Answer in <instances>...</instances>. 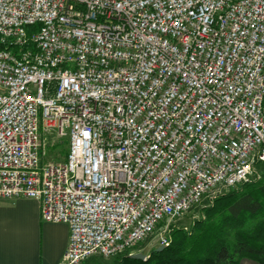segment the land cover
I'll return each instance as SVG.
<instances>
[{
  "label": "built area",
  "instance_id": "2783aa9c",
  "mask_svg": "<svg viewBox=\"0 0 264 264\" xmlns=\"http://www.w3.org/2000/svg\"><path fill=\"white\" fill-rule=\"evenodd\" d=\"M0 32V199L69 227L60 264L131 256L264 174V0H0Z\"/></svg>",
  "mask_w": 264,
  "mask_h": 264
},
{
  "label": "trees",
  "instance_id": "16d2710c",
  "mask_svg": "<svg viewBox=\"0 0 264 264\" xmlns=\"http://www.w3.org/2000/svg\"><path fill=\"white\" fill-rule=\"evenodd\" d=\"M201 211L189 230L172 229L162 251L152 249L145 260L123 253L112 264H239L245 259L264 264V174Z\"/></svg>",
  "mask_w": 264,
  "mask_h": 264
},
{
  "label": "crops",
  "instance_id": "0c3cea01",
  "mask_svg": "<svg viewBox=\"0 0 264 264\" xmlns=\"http://www.w3.org/2000/svg\"><path fill=\"white\" fill-rule=\"evenodd\" d=\"M69 240L66 224L41 220L39 201L0 199V264H60Z\"/></svg>",
  "mask_w": 264,
  "mask_h": 264
},
{
  "label": "rangeland",
  "instance_id": "374dc122",
  "mask_svg": "<svg viewBox=\"0 0 264 264\" xmlns=\"http://www.w3.org/2000/svg\"><path fill=\"white\" fill-rule=\"evenodd\" d=\"M68 152V139L63 138L58 140L56 136L53 133L50 132H42L41 134V147H40V156L42 164L46 163H61L66 160ZM235 190V189H233ZM233 190H228L225 193L218 194L213 199L209 200V203H212L216 198L221 197L225 194H228L229 192ZM204 205L197 206L191 211H189L187 214L184 215L179 220H172V221H166L161 223L156 232L149 237L147 240H145L143 243H141L139 246L133 249V253H141L145 256L150 253L152 249H155L160 242V238L166 237V235L171 236V231L173 228L178 229L182 228L185 230H189L190 226L193 224L195 220H199L202 218V208ZM114 258L106 259L100 256H94L90 258L89 260L85 261L82 264H112Z\"/></svg>",
  "mask_w": 264,
  "mask_h": 264
},
{
  "label": "bare ground",
  "instance_id": "6f19581e",
  "mask_svg": "<svg viewBox=\"0 0 264 264\" xmlns=\"http://www.w3.org/2000/svg\"><path fill=\"white\" fill-rule=\"evenodd\" d=\"M23 28H31L30 20H23ZM0 53H4V56H12V51H14V43H8L5 41V33L0 32ZM147 257H144V260Z\"/></svg>",
  "mask_w": 264,
  "mask_h": 264
},
{
  "label": "water",
  "instance_id": "95a60500",
  "mask_svg": "<svg viewBox=\"0 0 264 264\" xmlns=\"http://www.w3.org/2000/svg\"><path fill=\"white\" fill-rule=\"evenodd\" d=\"M205 206L208 205V201H205ZM164 248L160 247L157 249L158 252L162 251ZM130 257L132 258H135V259H138V260H144V254H141V253H137V254H133L131 255Z\"/></svg>",
  "mask_w": 264,
  "mask_h": 264
}]
</instances>
